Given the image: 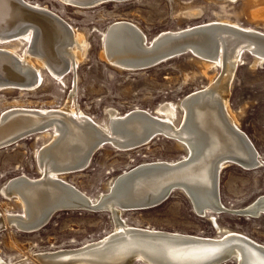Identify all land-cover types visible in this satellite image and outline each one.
<instances>
[{
  "label": "rangeland",
  "instance_id": "obj_1",
  "mask_svg": "<svg viewBox=\"0 0 264 264\" xmlns=\"http://www.w3.org/2000/svg\"><path fill=\"white\" fill-rule=\"evenodd\" d=\"M25 2L60 16L71 30L85 35L89 47L76 71H70L62 80L42 68L43 79L33 89L0 90V118L13 108L60 110L70 96H73L74 106L99 125L109 121V110L124 115L142 109L158 116L157 107L161 103L179 104L184 96L209 85L222 73L221 64L207 61L210 65L205 66L203 59L191 53L146 70L118 68L102 56L103 31L115 21L136 24L149 41L163 31L220 20L237 22L243 28L264 33V18L254 17L255 12L262 9L264 12V0H129L106 2L91 8L66 5L61 0ZM16 43L19 53L28 47L27 42ZM233 77L229 106L237 126L257 149L261 165L245 169L230 164L221 170L220 199L227 211L213 210L205 216L196 214L186 194L175 191L155 208L123 212L121 217L128 225L209 238L217 237L218 232L233 231L264 245V217H242L229 212L244 209L264 194V63L255 64V55L245 51ZM176 109L175 124H178L183 110L179 105ZM46 131L48 135L42 134ZM50 131L52 127L0 149V215L21 213L22 206L17 198H8L2 188L16 176L41 177L36 152L49 144ZM109 144L94 153L86 169L69 173L63 179L96 199L107 193L108 185L124 171L143 163L177 162L187 156L179 142L164 136H157L134 149L119 150ZM112 216L109 212L69 210L57 212L36 232L7 227L0 232V258L11 264H42L38 257L41 253L79 248L109 235L114 230ZM213 222L222 229L215 227Z\"/></svg>",
  "mask_w": 264,
  "mask_h": 264
},
{
  "label": "bare ground",
  "instance_id": "obj_2",
  "mask_svg": "<svg viewBox=\"0 0 264 264\" xmlns=\"http://www.w3.org/2000/svg\"><path fill=\"white\" fill-rule=\"evenodd\" d=\"M15 1L18 3H23L26 7H30L34 10L40 11L41 13L54 15V17L56 16V14L49 11V9L47 8L29 4L25 2V0H22L23 2L21 0ZM61 1L66 5L76 6L74 4H70L71 0ZM226 1L233 2L236 0ZM79 7L88 8L87 6ZM262 10L259 11L258 9L259 13L255 12L254 17L264 18V12ZM1 12H3L2 9ZM8 19L10 20V22ZM8 19L7 22L9 23H3L5 21V18L0 15V43L4 46L0 48V52L6 53V57L2 56V53H0V76L10 75V77L16 79L18 77L17 75H22L25 77V80L32 78L33 82L26 86H20V88H23L24 90L33 89L42 81V68H46L49 73L51 72L53 74L52 76H54L58 80H62L63 77L70 71H76L77 65L86 56L89 43L85 35L81 32L71 30L70 26V31L69 29L67 31V29L63 27L66 31L64 32L62 29L56 27V25H52V23H45L46 25H42L43 28L39 26V30H42V34L44 35L42 36V40L39 41V37L35 35V28L38 27V25L21 27L22 24H19V27H21L19 28L16 26L17 24L12 21L15 20V14H12ZM17 19L21 18L17 17ZM125 25L133 27L135 31L126 29ZM12 27H15L13 29L17 30H13L14 32L12 31L11 33ZM212 27L214 28L210 29V32L215 33V35L217 36L214 49L210 51L208 48H201L194 49L192 50V52L194 54L196 53L199 55H203L204 57H208L211 59L204 60L205 66L210 65L207 63V61L221 64L223 68L221 75L219 74L216 79H212L209 85L205 86L204 88L190 93L194 94L199 91L203 92L201 96H198L199 98L197 101H189L188 97L190 94H188L187 96H184L182 98L179 104L171 101L161 103L157 107V111L160 114L156 117V120L154 119V121H150L145 118H141L138 121L135 119H129L128 121H126L129 118H127V116L131 117L133 114L149 116L148 111L142 109H136L133 110V112H127L124 115H118L116 110H109V121L104 125L97 124L98 128H93L91 125L92 119L90 120V118L87 117L79 108H76V106H74L73 96L69 97L68 102L66 101L67 104L65 105V107L61 108L60 110H32L27 108H13L2 115V117L0 118V126H3L10 118H14V115H9L11 113H14L15 116L23 113L33 114L37 116H48L53 114V112H56V114L61 115L62 118L64 117L70 122L74 121L79 126L89 128L94 132H97L98 130L101 131L103 134H106L107 136L112 138L110 143L113 146L119 148L124 147V145H120L121 140H132L136 133L140 134L142 131L146 132L149 129L155 130L158 128L161 129L163 133H165V136L169 138L172 137L171 139H175L177 142H179L181 146H183L187 151V156L181 159L183 161L179 160L182 163L178 161V163L176 161L143 163L131 170L124 171L123 173L115 177L108 185L107 193H102L100 197L93 199L83 191H80L74 185L66 182L63 177L69 172H63L61 169H59V166L61 163L63 165L65 162L67 164L68 161H70L71 158H69L67 154H71L72 152L76 153L77 149H80V151H82V149L86 145H88L90 143V140L94 139L95 136L93 135L92 138L89 134H86V136L84 135V137L81 139L82 141L74 142L75 135L73 136L72 132L70 131V127L72 126L66 124L64 121L61 122L59 120H53V123H51L52 131H50L52 134L51 141L48 145L36 152V159L38 167L40 169L41 177L32 179L25 175L16 176L9 179L2 188V193L4 195H6L8 198L16 197L18 202L22 206V211L20 214L7 212V214L3 216L5 223H7V221H10L11 225H16V227L18 228H27L28 230H31L29 226H22L24 224L16 217L17 215H22L26 219L29 218L30 214L28 215V206L32 205L31 203H29L28 196L31 197V193L34 189H32V185L30 187L28 182H37V180H41L39 182H42L43 180L46 181L47 179H50L51 181L60 183L64 188V191L60 189V191L64 194L61 195L59 199L64 198L68 199L69 201L79 200L83 202H91L92 204H96L99 202L102 203L103 206L109 208L114 217V230L109 235L100 240L87 242L85 245H83L84 247L81 248H73L75 249V252L72 253H66L65 250L73 249H61L58 251H47L41 253L40 255H38V257L42 261V264L43 262L44 264H64L66 263L64 257H66L67 254L99 249L109 243L114 244L113 247L110 248V252L106 253L105 255H96L97 259L102 263L118 262L124 257V255L130 250V248L135 247V250L138 249V247L140 248L138 241H135V239H137L136 236L138 235V233L137 231L133 230L140 227L130 226L122 219L121 216L123 214V210L121 209V206H126L131 202L135 203L137 201H140L141 199L146 200L148 196L154 195L156 193L168 192V188L161 185V182L158 179L164 174L163 171H153L151 173L143 172L142 174L136 175L130 180L126 181L127 183L125 186L118 185L119 180L124 175L134 173L139 170L144 171V169H148L150 167H163L167 164L181 165L185 161V167H183V169L175 175V179H180V181L186 183L201 197L202 201H197V203L199 206H201L202 209H199L197 212L205 216L207 215V212H211L213 210V212H221V208H225L221 202L220 197L217 198L216 196L214 197L212 195V189L214 188V172L216 170V164L214 161H216V159H219L220 157L218 161L219 166L217 167V170L219 172L230 164H235L245 169L253 168L252 166L251 168L250 164H247L244 160L240 161L231 157L225 158L231 154H238L242 158L246 160L248 159L249 162V159H251L252 157V152L250 151V147L248 146V142L246 139V137L248 138V136L237 126L236 119L234 118L232 110L230 108L231 106H229L231 83L232 79L234 78L233 76L235 70L239 65V61L242 60V54L244 51H250L255 55V64L257 63L261 65L264 63V33L254 28H243L237 22L220 20L218 22L212 21L203 25H197L194 27L191 26L175 31H163L149 41L146 34L136 24L127 20H119L111 23L106 28V30L103 31L102 56L110 64L121 69L129 70V68L126 67V64L123 63V60H136V58L134 57L136 54H138L137 46L139 45V42L144 48H153L152 46H154V42H156L158 38H163L165 36L173 34L177 35V33L181 34V32H185L187 30L190 31L199 28ZM7 29L10 31V33H7ZM244 31L251 33L250 35H243ZM136 35L139 37V39ZM255 35L258 37H255ZM255 38L259 40L257 41ZM17 41L28 43V47L22 53H19L17 50L19 47V45L16 43ZM212 53L215 54L213 55ZM66 65L67 68L65 70ZM12 87L16 86H11L8 82L0 80V90L10 89ZM178 105L179 108L183 110V113L180 122L178 124H175V117L177 112L176 108ZM208 110L211 112H209ZM220 112L222 118L218 117ZM150 123L154 124V127H152ZM42 124L43 122H40L34 124L32 127L38 128ZM120 124H125L132 130V133H123L121 131V127L119 128ZM86 125H88V127ZM89 125H91L92 129ZM114 126L116 127V130H114ZM230 127L235 128L239 132H241L242 134H240V137L237 138L228 135V132L225 128ZM142 128L145 129V131L142 130ZM42 134L48 135L49 131H46ZM97 134L99 135L98 132ZM71 136H73V138ZM76 143L80 144L79 147ZM75 146L76 149L74 148ZM127 147L131 148L130 146ZM123 150H126V148H124ZM255 150L257 151V149H255L254 147L253 156L255 160L253 164L256 166H260L262 161L259 159L260 156L258 151L255 154ZM44 185H46L45 182L41 183L38 186H40V188H44ZM50 187H52V185ZM185 191L190 194L189 190ZM213 202L220 206L218 207V210L214 208ZM47 205L48 203H45L41 206ZM248 206L251 208H253L254 206L256 207V210L264 212V194L259 195L245 208H247ZM31 212L33 213V210ZM37 213H39V210L37 211ZM9 216L15 217L10 220L8 219ZM217 228L219 230L222 229L219 225H217ZM149 230L172 233L156 229ZM218 233L219 234L217 237H215V239L224 238L225 235L234 232L227 231V233ZM82 248L85 249L82 250ZM204 252H206L205 254L210 253L209 249ZM170 253L171 252L164 253L162 248H160V251L157 252L155 257L149 256L145 253L144 255L148 256V259H156L157 261H161V264H192L191 262L201 257V255H193L189 253H187L186 255H180L179 253L176 255H171ZM199 253L200 252H197L195 254ZM189 259L191 262L189 261ZM45 260H50V263H47ZM248 263L264 264V260L260 261L253 258L252 262ZM0 264L11 263H5L0 258ZM30 264L32 263L30 262Z\"/></svg>",
  "mask_w": 264,
  "mask_h": 264
},
{
  "label": "water",
  "instance_id": "obj_3",
  "mask_svg": "<svg viewBox=\"0 0 264 264\" xmlns=\"http://www.w3.org/2000/svg\"><path fill=\"white\" fill-rule=\"evenodd\" d=\"M123 1H129V0H71L70 4H74L78 7L87 6L88 8H91V7L100 5V4H104L106 2H123ZM1 9L3 12H1ZM12 14H15V20H12V21L17 24L16 25L17 27H19V24H22L21 27H25L29 25L31 26L38 25V27L35 28V35L39 37V41H41L43 38L42 36H44L42 34L43 31L39 30V26L42 27V25H44L45 23L46 24L52 23V25L54 26L56 25V27H58L59 29H62L64 32L66 31L64 30L63 27H65L67 31L68 29L70 31L69 24L57 15L54 17V15L41 13L40 11L34 10L30 7L28 8L23 3H18L15 0H0V15H2L3 18H5V21L3 23L7 22L9 20L8 18L11 17ZM17 17L21 19H17ZM125 27L126 29H129L131 31H135V29L129 25H125ZM13 28L15 27H12L11 33L13 30H17ZM213 28L214 27L199 28V29L190 30V31L187 30L185 32H181V34L177 33V35L173 34V35L165 36L163 38H158V40L154 42V46H152L153 48H144L142 44L139 42V45L137 46L138 54H136L134 57L136 58V60H132V59L125 60L124 59L123 63H125L126 67L129 68V70L131 71H140V70L150 69L159 64L167 62L170 59H173L178 56H183L189 53L203 60H211L210 58L204 57L203 55H199L196 53L194 54L192 50L208 48L211 51L214 49L217 36L215 35V33L210 32V29H213ZM7 33H10V31L8 30ZM250 33L244 31L243 35H250ZM255 37H258V36L255 35ZM255 39L257 41L259 40L257 38ZM244 50H248V49H244ZM0 53H2L1 54L2 56L6 57V53H3V52H0ZM212 54L214 55L215 53H212ZM66 68H67V65L65 66V70ZM17 76L18 77L14 79L10 77V75H2L0 76V80L4 82H8L9 85L11 86H16V88H20L21 85L26 86L30 84L31 82H33L32 78L25 80L24 76L22 75H17ZM202 93H203L202 91H199L194 94H190L188 97V100L192 102L197 101L199 98L198 96H201ZM9 115L10 116L14 115V118H10L3 126H0V149L13 145L16 142L22 141L32 135H37L38 133L42 132L45 128L51 129V123H53V120H59L61 122L64 121L66 124L72 126L70 127L71 128L70 131L72 132L73 136L75 135L74 142L82 141L81 139L84 137V135L86 136V134H89L92 138H93V135L95 136V138L90 140V143L86 145L82 149V151H80V149H77L76 153L72 152L71 154H67V156L71 158L70 161H68L67 164L65 162L63 165L61 163L59 166V169H61L63 172L72 173V172H77V171L86 169L90 165L91 162L89 163V161L92 160L91 157H93L94 153L97 150H99L101 147L105 145H110L109 143L112 140V138H110L106 134H103L101 131L99 130L97 131L100 135L99 136L97 132H94L93 130H90L89 128L79 126L74 121L70 122L66 118L64 117L62 118L61 115L56 114V112H53V114L48 115V116H37L33 114H28V113L19 114L18 116H15L14 113H11ZM156 117L157 116H154V114L152 115L149 114V116L141 115V114H133L131 117L127 116L128 119L126 121H128L129 119H135L138 121L141 118L154 121V119L155 120L157 119ZM218 117L222 118L221 112L218 115ZM40 122L41 123L43 122V124L40 127L38 128L32 127L34 124H37ZM91 123H92L91 125L93 128L95 127L98 128L97 124L93 120H91ZM150 124L152 125V127H154V124L152 123ZM91 125L89 126L91 127ZM86 126L88 127V125ZM120 127L123 133H127V134L132 133V130L128 128L125 124H120L119 128ZM225 129L228 132V135H230L231 137L234 136L238 138L240 137V134H242L237 129L232 128V127L225 128ZM114 130H116L115 126H114ZM142 130L145 131V129L143 128ZM164 134L165 133H163L161 129H158V128L155 130L149 129L146 132L142 131L140 134L136 133L132 140L131 139L121 140L120 145L121 146L124 145V147H121V148L116 147V146L115 147L118 148L119 150H123L124 148H129L127 146H130L131 148L134 149L139 146L147 144L148 142H150L157 136H164L166 138H169L165 136ZM73 136L71 137L73 138ZM171 138L172 137H170V139ZM246 139L248 142V146L250 147V151L252 152L251 154L252 157L251 159H249L250 160L249 162H248V159L246 160L238 154H231L225 158L231 157L233 159H237L240 161L244 160L247 164H250V167L252 166L254 168L258 166V165L256 166L253 164L255 160L253 156L254 155V152H253L254 145L249 140V138L246 137ZM76 144L79 147L80 144L78 143ZM74 148L76 149V146ZM256 152L257 151L255 150V154ZM219 159H216V161H214L216 164V170L214 172V185H213L214 188L212 189V195L214 197L216 196L217 198L220 197L219 184H220L221 171L219 172L217 170L218 169L217 167L219 166L218 164ZM181 161H178V162L182 163ZM185 164L186 162L184 161V163L181 165L167 164L163 167H150L148 169H144V171L139 170L134 173L124 175L118 182V185L120 186H125L127 183L126 181L130 180L136 175L142 174L143 172L151 173L153 171H163L164 174L160 176L158 179L161 182L160 183L161 185L168 188V192L156 193L154 195L148 196L146 200L141 199L140 201H137L135 203L131 202L130 204L126 206H121V209L123 210V212L155 208L163 204L166 200H168V198L175 191H181L185 193L186 196L189 198L191 205L194 209V212L198 214L197 211L199 209L201 210L202 208L201 206L198 205L197 201H202L201 197L197 194L196 191L191 189L186 183H184L183 181H180V179H175V175L179 173L183 169V167H185L184 166ZM39 181L41 180H37V182H28L30 187L32 185V189H34L31 193V197L28 196L29 203H31L32 205V206H28L29 208L28 215L30 214L29 218L26 219L22 215L16 216L24 224L22 226H29L31 230H28L27 228H24V229L18 228L16 227V225H11L10 221H7V223H5L3 216L1 215L0 216V225H1L0 232L5 230L7 227H15L16 229L22 232L39 231L51 221V219L57 212H60V211L84 210V211H90V212H109L112 216L111 210L103 206L102 203H99V202L96 204H92L91 202L89 203V202H83L79 200L69 201L68 199H64V198L59 199L61 195L64 194L63 192L60 191V189L61 190L64 189L60 183L56 181H51L50 179H47L46 181L43 180L42 182H39ZM43 182H45L46 185H44V188H40V186L38 185H40ZM51 185L52 187H50ZM185 190H189L191 195L188 194ZM33 195H34V200H33ZM45 203H48V205L41 206ZM213 203H214V208L218 210L219 209L218 207L220 206L215 204V202ZM255 208L256 207L254 206L253 208L248 206L247 208L236 210V211H230V212L238 216H242V217L244 216L251 217V218L263 217L264 212L256 210ZM221 209H222L221 212L227 211L225 208H221ZM32 210H33V213L31 212ZM38 210H39V213H37ZM13 217L15 216H9L8 219L11 220ZM214 225H216V223H214ZM133 230L137 231L138 233V235L136 236L137 239H135V241H138L140 248L138 247V249L136 250L134 249L135 247L130 248V250L124 255V257L118 262L102 263L101 261L97 259L96 255L98 256L105 255L106 253L110 252L111 250L110 248L113 247L114 244L109 243L106 246H103L102 248H99V249H93L90 251L86 250V251L77 252L74 254H67L66 257H64L65 258L64 260H66V263L64 264H136L138 262L143 263V264H161L162 263L161 261H157L156 259H148L149 257L144 255L145 253L149 256L155 257L157 252L160 251V248H162L164 253L171 252L170 253L171 255H176L178 253L180 255H186L187 253H189L193 255H201V257H203V258L200 257L199 259L195 260L196 262L195 261L191 262L189 259V261L192 264H226L229 262H232L234 264H249L248 262H252L253 258L258 259L260 261L264 260V245L254 241L253 239L249 238L246 235L239 234L237 232L225 235L224 238H221V239H215V238L201 237V236H194V235L164 233V232L151 231L149 229L147 230V229H142V228H135ZM91 246H88V247H91ZM81 247H84V246H81ZM83 249L85 248H82V250ZM207 249H209L210 253L205 254L206 252L204 251H207ZM150 251H153V252H150ZM65 252L72 253V252H75V249L65 250ZM197 252H200V253L195 254ZM45 261L47 263H50V260H45Z\"/></svg>",
  "mask_w": 264,
  "mask_h": 264
}]
</instances>
